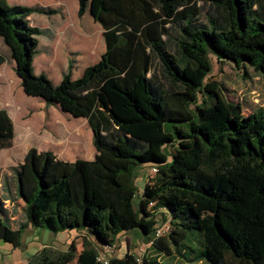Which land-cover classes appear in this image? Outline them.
<instances>
[{"label": "trees", "instance_id": "trees-1", "mask_svg": "<svg viewBox=\"0 0 264 264\" xmlns=\"http://www.w3.org/2000/svg\"><path fill=\"white\" fill-rule=\"evenodd\" d=\"M77 2L78 17L88 9L102 27L105 50L77 78L68 61L53 84L33 71L41 31L28 16L54 11L0 0V40L23 92L86 118L96 151L67 161L30 147L9 183L0 171V241L19 247L27 227L83 234L77 255L71 241L66 253L42 248L25 264H264V109L245 114L208 79L211 56L264 73V0ZM13 136L0 108V150ZM144 164L156 172L136 206ZM9 201L21 208L16 225ZM131 231L149 241L146 258L98 259ZM195 238L197 251L185 242Z\"/></svg>", "mask_w": 264, "mask_h": 264}, {"label": "rangeland", "instance_id": "rangeland-1", "mask_svg": "<svg viewBox=\"0 0 264 264\" xmlns=\"http://www.w3.org/2000/svg\"><path fill=\"white\" fill-rule=\"evenodd\" d=\"M7 2L54 11L49 15L32 13L28 16L30 24L37 26L41 31L37 36L38 54L32 63L33 71L36 74H44L53 84L60 81L68 61L72 63V78H76L86 66L98 61L104 52L102 27L92 19L88 9L78 17L77 0H7ZM197 3L204 5L203 0H198ZM207 9L208 6L205 5V11ZM0 54L6 59L0 65V108L7 111L14 127L10 145L0 150V171L3 178L9 183L8 180L12 177L11 167L22 162L24 154L30 147L38 151L49 150L57 158L67 161L76 158L92 159L96 151L87 119L75 118L63 114L64 112L57 108L45 107V102L39 97L26 95L14 72V62L9 58L7 48L1 40ZM211 62L212 70L208 79L221 83L223 96L241 104L245 114L252 111L248 102L264 104V73H257L252 68L246 71L236 69L232 63L217 62L214 56H211ZM168 125L170 122L165 123L166 128ZM147 170L146 166H142L138 170L139 175L148 179L152 173ZM143 184L135 181L136 193L133 201L136 206ZM7 205L8 209H16L15 219L19 220L21 208L12 201ZM165 225L169 223L166 221ZM67 235L68 231L52 233L41 228H24L19 246L23 249L22 252L16 248L13 254L9 255L0 247V264L20 263L22 259L25 260L34 253L35 244H45L44 248L53 252L66 253L70 242L73 241L74 253L77 255L82 248V236L78 234L66 237ZM199 240L195 238L185 242L197 251L201 244ZM149 245V241L141 235L122 236L112 248L99 250V253L101 257L107 258L120 257L124 252L130 251L140 257L143 252L147 253ZM175 257L174 260L164 261H170L171 264H203ZM227 260L230 261V258L227 257ZM68 264H77L76 259Z\"/></svg>", "mask_w": 264, "mask_h": 264}, {"label": "crops", "instance_id": "crops-1", "mask_svg": "<svg viewBox=\"0 0 264 264\" xmlns=\"http://www.w3.org/2000/svg\"><path fill=\"white\" fill-rule=\"evenodd\" d=\"M247 69H249V68H247ZM246 69V70H247ZM255 71V70H254ZM255 72H257V73H260V72H258V71H255ZM72 74H73V72H72ZM81 74H82V72H81ZM80 74V75H81ZM79 75V76H80ZM78 76V77H79ZM77 78V77H76ZM248 104H249V106L252 108V110H256V109H264V104H258V103H252V102H248ZM45 107H52V108H57V109H59L60 110V108L58 107V106H56V105H49V106H45ZM61 112V111H60ZM63 114H67L66 112L65 113H63ZM142 166H146V168H148V170L147 171H149L150 170V165L149 164H144V165H142ZM142 166H140V169L142 168ZM140 169H137V173H138V175L136 176V179H135V181H139V182H141V183H144L145 184V182L149 179V178H151V177H149L148 179H146L145 177H142V176H140L139 174V171L138 170H140ZM145 173H147V172H145ZM144 184H143V186H144ZM10 214L11 215H13L12 217H11V220H13V223L16 225V223H18L19 222V220H17V219H15L16 218V209L15 208H12V209H10ZM29 227H27V229H28ZM31 230H33V229H31ZM44 230V229H43ZM78 234H80V235H83V234H81V233H79V232H77V231H75V230H71V231H68V235L66 236V237H71V236H77ZM129 235H133L134 237H139L140 235H139V233L138 232H135V231H131V232H128V233H125L123 236L124 237H129ZM122 236H120L119 237V240L118 241H120V238H121ZM65 240H66V238H65ZM46 243V242H45ZM43 245H45V244H42V245H40V244H35L34 245V253H36L37 251H39L40 249H42V248H44L45 246H43ZM40 248H39V247ZM128 246V245H127ZM0 247L7 253V254H9V255H11V254H13V252H14V250L16 249V248H19V250L18 251H20V252H22V250L23 249H21L20 247H13L10 243H8V242H3V241H0ZM39 248V249H38ZM32 251V252H33ZM127 252V251H126ZM130 252V251H129ZM33 253V254H34ZM125 253V252H124ZM32 254V253H31ZM142 256L143 257H147V253H144L143 252V254H142ZM30 257V255L24 260V259H22L21 260V262L20 263H18V264H25L26 262H27V260H28V258ZM199 262H201V261H199ZM190 263V262H189Z\"/></svg>", "mask_w": 264, "mask_h": 264}, {"label": "built area", "instance_id": "built-area-1", "mask_svg": "<svg viewBox=\"0 0 264 264\" xmlns=\"http://www.w3.org/2000/svg\"><path fill=\"white\" fill-rule=\"evenodd\" d=\"M150 172L152 173V175L155 174V172H156V166L152 165L150 167ZM165 229L168 230L169 229V225H165V223H164V225H161L160 227L156 228L155 233H154V236L155 237H158V236L163 235L167 231ZM141 257H142V255L140 257L136 256V259L138 261H140L141 260ZM98 259L99 260H102L103 262H106V260L103 257H101V255L98 257Z\"/></svg>", "mask_w": 264, "mask_h": 264}, {"label": "water", "instance_id": "water-1", "mask_svg": "<svg viewBox=\"0 0 264 264\" xmlns=\"http://www.w3.org/2000/svg\"><path fill=\"white\" fill-rule=\"evenodd\" d=\"M91 15V14H90ZM92 17V16H91ZM61 110V109H60ZM61 112H64L63 110H61ZM65 113V112H64Z\"/></svg>", "mask_w": 264, "mask_h": 264}]
</instances>
